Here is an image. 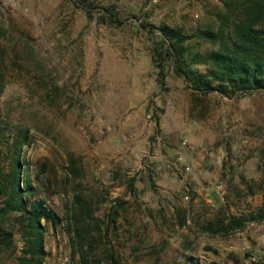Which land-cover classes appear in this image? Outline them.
Masks as SVG:
<instances>
[{"label": "rangeland", "instance_id": "1", "mask_svg": "<svg viewBox=\"0 0 264 264\" xmlns=\"http://www.w3.org/2000/svg\"><path fill=\"white\" fill-rule=\"evenodd\" d=\"M75 1L0 0L18 62L0 97L2 141L26 133L27 196L61 219L41 223L43 264H264V221L207 231L264 209V93L203 95L172 71L161 88L140 27L216 29L228 0H89L90 16ZM104 8L122 24L102 23ZM11 230L0 264L21 256Z\"/></svg>", "mask_w": 264, "mask_h": 264}, {"label": "trees", "instance_id": "2", "mask_svg": "<svg viewBox=\"0 0 264 264\" xmlns=\"http://www.w3.org/2000/svg\"><path fill=\"white\" fill-rule=\"evenodd\" d=\"M75 2L89 16L95 12L94 4L89 0ZM223 6V14L217 16L219 25L216 29L209 27L205 31L188 35L181 28L167 25L140 26L151 42V59L157 70L156 81L161 88L165 86L166 77L172 71L177 77L183 78L192 90L203 95L216 93L228 98H240L251 93H264V0H240L236 3L228 0ZM103 12L102 23L122 24L111 8H104ZM204 44L210 45L205 49L199 48ZM8 52L4 42V29L0 27V97L9 79L10 63L11 67L18 66L16 54L12 62H9ZM1 123L0 120V153L7 147L9 172L3 174L0 169V252L12 249L11 227L18 225L23 249L16 264H43L46 257L45 228L41 223L43 221L55 228L61 219L43 201L28 198L27 194H32L31 186L24 175L25 168L21 169L20 166L21 151L26 145L27 135L17 129L12 139L4 142ZM262 194L264 197V186ZM12 216L15 218V225L10 221ZM262 221L263 208L259 214L230 216L226 219V224L223 225L220 221V227L215 230L208 228L207 231L227 234L241 230L249 223ZM108 263L120 264L112 254H108ZM233 263L239 264L237 260ZM80 264L100 263L89 262L82 256Z\"/></svg>", "mask_w": 264, "mask_h": 264}, {"label": "built area", "instance_id": "3", "mask_svg": "<svg viewBox=\"0 0 264 264\" xmlns=\"http://www.w3.org/2000/svg\"><path fill=\"white\" fill-rule=\"evenodd\" d=\"M189 170H190V168H189V167H187V168H186V171H189Z\"/></svg>", "mask_w": 264, "mask_h": 264}, {"label": "crops", "instance_id": "4", "mask_svg": "<svg viewBox=\"0 0 264 264\" xmlns=\"http://www.w3.org/2000/svg\"><path fill=\"white\" fill-rule=\"evenodd\" d=\"M251 259H253V258H251Z\"/></svg>", "mask_w": 264, "mask_h": 264}]
</instances>
